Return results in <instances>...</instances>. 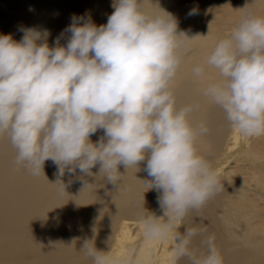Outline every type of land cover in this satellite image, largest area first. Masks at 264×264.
<instances>
[{
  "label": "clouds",
  "instance_id": "1",
  "mask_svg": "<svg viewBox=\"0 0 264 264\" xmlns=\"http://www.w3.org/2000/svg\"><path fill=\"white\" fill-rule=\"evenodd\" d=\"M112 7L100 26L73 17L65 45L58 37L50 47L47 30L22 28L19 41L0 35V136L8 137L15 163L33 175L51 159L60 176L77 168L91 176L99 165V175L116 185L120 165L128 169L146 160L148 189L160 193L163 215L138 213L144 241L171 237L174 264H224L207 229L179 231L188 213L223 187L196 146L208 132L205 122L189 119L198 105L178 106L172 89L184 34L171 15L145 13L139 0H113ZM209 69L217 78L203 95L232 129L264 135V17L247 12L193 73L206 78ZM98 129L103 136L93 143ZM198 236L203 251L193 247ZM80 251L92 264H140L135 248L125 256L98 250L95 235Z\"/></svg>",
  "mask_w": 264,
  "mask_h": 264
},
{
  "label": "bare ground",
  "instance_id": "2",
  "mask_svg": "<svg viewBox=\"0 0 264 264\" xmlns=\"http://www.w3.org/2000/svg\"><path fill=\"white\" fill-rule=\"evenodd\" d=\"M9 1L1 0L0 4ZM16 2L24 5L0 17V35L11 34L19 41L22 28L47 30L50 47L58 37L61 45L67 43L71 33L66 29L73 17L82 18L81 23L90 18L100 26L114 11L113 0ZM139 2L145 13L171 15L177 23V33L184 34L180 39L185 47L181 49V65L172 89L178 106L198 105L190 121H203L208 127L196 142L199 154L211 163L220 160L213 169L222 190L199 210L190 211L179 231L183 233L186 226L207 229L204 235L215 236L224 264H264V205L258 201L264 200V157L248 161L238 157L232 165L225 163L228 168H222L226 152L222 156L220 153L226 137L234 138L238 130L232 129L223 111L203 95L207 84L217 78L215 70L209 69L206 78L193 73L215 43L230 36L247 12L264 17V0ZM102 136L103 130L98 129L90 140L97 143ZM15 156L8 137L0 136V264H92L80 249L83 241L93 235L98 250L125 256L135 248L140 264H173L175 241L171 237L144 241L143 225L138 219L140 212L163 215L157 201L160 193L155 188L148 189L152 178L144 170L146 160L128 169L120 165V180L113 185L99 175V165L92 168L91 176L80 173L78 168L72 174L65 170L60 176L58 165L49 159L40 173L33 175L15 163ZM138 233V243L129 245L126 240ZM201 239L196 237L193 247L203 251Z\"/></svg>",
  "mask_w": 264,
  "mask_h": 264
},
{
  "label": "rangeland",
  "instance_id": "3",
  "mask_svg": "<svg viewBox=\"0 0 264 264\" xmlns=\"http://www.w3.org/2000/svg\"><path fill=\"white\" fill-rule=\"evenodd\" d=\"M1 1V0H0ZM17 3V4H16ZM24 4L21 2H16V0H11L8 3L0 4V17H6L8 12L13 11L15 9H20L23 7ZM18 8H17V7ZM15 8V9H14ZM251 142V143H249ZM264 138L261 136H244L238 131V135H236L234 138L228 135L226 137V140L224 142L223 149L221 150L220 156H222L223 152L224 155H226L223 159L224 163H222V168H228L229 166L226 165H232V160H236L238 157L241 159H244L246 161L256 159L261 160L264 157ZM220 160H216L215 162L211 163L212 168L214 169L218 166H216L215 163L219 162ZM238 196V195H237ZM235 196V197H237ZM259 205H264V200H258ZM261 209H264L262 207ZM124 220V219H121ZM141 234H132L131 239L126 240V242L130 244H137L140 240ZM160 241V240H158ZM173 256V254H171ZM174 264V262H173Z\"/></svg>",
  "mask_w": 264,
  "mask_h": 264
}]
</instances>
